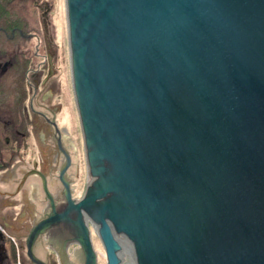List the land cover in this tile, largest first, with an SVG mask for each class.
<instances>
[{
  "label": "water",
  "instance_id": "1",
  "mask_svg": "<svg viewBox=\"0 0 264 264\" xmlns=\"http://www.w3.org/2000/svg\"><path fill=\"white\" fill-rule=\"evenodd\" d=\"M64 1L85 264H264V0Z\"/></svg>",
  "mask_w": 264,
  "mask_h": 264
},
{
  "label": "flooded vegetation",
  "instance_id": "2",
  "mask_svg": "<svg viewBox=\"0 0 264 264\" xmlns=\"http://www.w3.org/2000/svg\"><path fill=\"white\" fill-rule=\"evenodd\" d=\"M47 13L48 11L43 14L44 32L38 45V49L43 46L46 51L44 58L37 69H27V76L31 81L25 91L21 90L22 99L15 107L10 109L8 105L3 109L0 104V264H85L86 261L85 251L80 245L82 234L77 222V211L73 208L68 214L62 212V209L69 205L68 194L74 203L82 198L85 192L79 197L72 195L73 185L68 175L72 155L69 145L64 143L67 132L64 127H58L56 116L60 110L59 105L55 106L51 102L54 87L51 85V88L48 83L56 69L51 37L48 34ZM49 56L52 66L48 60ZM14 60L11 58L5 61L2 70L5 72L7 67H13ZM38 71L39 75L35 78ZM40 72L43 73L42 77ZM26 97H29L28 103L25 102ZM35 131L38 134L41 159H32L30 167L21 171L18 167L21 162L20 150L27 148V139ZM81 139L84 141L82 130ZM49 153L56 154V161L58 157L61 158V165L56 169L55 164L47 159ZM54 169V179L59 187L57 194L50 193L45 173ZM89 173L92 177L90 168ZM30 176L38 179V185L45 196V210L40 215L34 211H25L28 205L33 208L29 190L27 189V196L25 191ZM86 184L87 188L89 183ZM21 193L22 197H19ZM17 205L22 206L21 210H15ZM70 214L75 222H68ZM82 216L85 219V210L82 211ZM34 231L38 232L30 241Z\"/></svg>",
  "mask_w": 264,
  "mask_h": 264
},
{
  "label": "rangeland",
  "instance_id": "3",
  "mask_svg": "<svg viewBox=\"0 0 264 264\" xmlns=\"http://www.w3.org/2000/svg\"><path fill=\"white\" fill-rule=\"evenodd\" d=\"M0 1V104L3 109H6L8 105L10 109L15 107V104L22 99L21 90L25 91L31 81L30 78L28 79L27 69H37L44 58L43 55L46 51L43 46L38 49V45H40L39 39L43 37L44 32L43 18L45 17L43 14L48 11L46 21L56 69L48 86L54 87L52 104L60 107L56 116L58 127H64L67 132L64 143L69 145L72 155V165L68 170V175L73 179L71 181L72 195L77 196L87 189L86 183L91 176L86 159V147L81 139V128L71 83L65 1L9 0L5 2L7 5L2 0ZM11 58L15 59V64L13 67H7L4 72L2 65ZM36 73L38 74L34 76L35 78L39 75V71ZM42 76L43 73L40 72V77ZM28 99L26 97V103H28ZM5 134L3 131V135ZM27 140V148H21L19 154L21 162L18 167L21 171L30 167L32 159L37 161L41 159L38 151L37 131L33 132ZM56 158L55 153L47 155V159L52 161L50 163L55 164V169L61 165V158L58 157L57 161ZM55 169L45 171L52 194H57L59 188L54 179ZM39 188L38 179L35 176H30L25 191L27 196V189L29 190L28 195L32 197L30 203L33 208L28 205L25 211H34L37 215L45 210V196ZM19 197H22V193ZM21 208V205H17L15 210L19 211ZM92 242L96 251L97 264H106L105 252L94 231ZM121 259L122 264H130L129 256L125 252L121 253Z\"/></svg>",
  "mask_w": 264,
  "mask_h": 264
},
{
  "label": "bare ground",
  "instance_id": "4",
  "mask_svg": "<svg viewBox=\"0 0 264 264\" xmlns=\"http://www.w3.org/2000/svg\"><path fill=\"white\" fill-rule=\"evenodd\" d=\"M92 180H93V175H92V177L90 178V180H89V182H88L89 185H90V183L92 182ZM85 220H86V221L88 220L87 224H88V227H89L90 237H91V240H92V237H93V231H94V232L96 233V235H97V232H96V230H95V227L97 226V224H96L97 221L95 220V217L93 216L92 212L89 211V209H88V213H87V216H86ZM96 228H97V227H96ZM92 230H93V231H92ZM97 237H98V235H97ZM123 238H124V237H123ZM123 238H121V237L118 235V241L120 242V245H121V247H122V249L120 250L119 253L125 252V253L129 256L128 249H126L127 246H126L125 240H124Z\"/></svg>",
  "mask_w": 264,
  "mask_h": 264
},
{
  "label": "trees",
  "instance_id": "5",
  "mask_svg": "<svg viewBox=\"0 0 264 264\" xmlns=\"http://www.w3.org/2000/svg\"><path fill=\"white\" fill-rule=\"evenodd\" d=\"M3 2H4V4H5V2H8L9 0H2ZM1 2V1H0ZM5 5H7V4H5Z\"/></svg>",
  "mask_w": 264,
  "mask_h": 264
}]
</instances>
